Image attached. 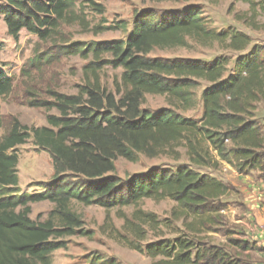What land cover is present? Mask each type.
Segmentation results:
<instances>
[{"label":"trees","instance_id":"1","mask_svg":"<svg viewBox=\"0 0 264 264\" xmlns=\"http://www.w3.org/2000/svg\"><path fill=\"white\" fill-rule=\"evenodd\" d=\"M95 1L85 3L101 13ZM247 2L253 6L251 0ZM82 14L81 4L77 9L73 0H0V16L14 41L22 30L45 43L62 37L58 51L63 54L84 58L91 54L96 59L109 55L111 59L103 64L122 70L114 93L95 77L74 95L51 92L48 101L29 102V107L56 111L46 117L45 127L28 129L12 120L0 141V264H52V253L65 247L62 239L87 236L79 215L69 208L72 200L110 209L144 199L174 202L172 218L181 219L187 230L173 240L161 239L144 248L125 240L127 247L152 259L151 264H239L221 246L208 245L196 236L202 233L201 227L220 223L227 208L222 199L237 192L203 170L216 171L225 164L240 176L255 174L264 184V117L258 116V105L264 106L261 48L250 46V38L243 33L214 31L193 6L186 7L181 18L148 22L142 15L125 42L82 47L65 40L60 32L62 26L73 24L88 29ZM187 41L217 44L241 54L231 68L224 58L204 64L148 57L156 49L187 47ZM200 82L206 84L200 95L201 116L184 118L179 112L196 106L194 91ZM12 90L13 80L0 68V100ZM146 95L165 97L169 108L147 113L140 108ZM30 138L51 157L54 179L40 193L19 194L15 150ZM160 155L175 160L183 155L186 164L150 168L129 177L125 185L115 175L119 158L133 163L139 156ZM45 201L54 205L47 219H30V205ZM122 218V229L136 242L145 238L144 228L153 231L160 225L153 214L139 210L131 219Z\"/></svg>","mask_w":264,"mask_h":264},{"label":"rangeland","instance_id":"2","mask_svg":"<svg viewBox=\"0 0 264 264\" xmlns=\"http://www.w3.org/2000/svg\"><path fill=\"white\" fill-rule=\"evenodd\" d=\"M73 1L77 9L81 4L82 16L85 17L89 27L84 29L73 24L62 26L60 32L65 40L79 43L82 47L109 41L125 42L133 32L134 24L142 15L146 16L148 22L172 17L181 18L184 9L193 6L199 9L211 29L216 32L233 30L247 35L251 40L250 46L256 45L261 48V56H264V0H251L253 6H250L247 0H178L176 2L96 0L95 3L100 6L101 13L94 11L90 5L88 7L85 0ZM95 30L101 32L93 34ZM61 38L45 43L39 41L35 35L22 30L18 40L14 41L8 35L3 17L0 16V68L13 80L12 93L0 100V141L10 129L12 120H17L28 129L40 128L46 126L48 115L57 114L55 110L46 112L42 108L29 107V102L33 100L48 101L51 92L74 95L88 79L93 80L95 77L102 87L113 93L114 83L120 84L122 70L103 64L111 59L109 55L96 59L91 54L85 58L80 55L63 54L58 51ZM187 44L184 48L156 49L148 57L170 60L192 59L204 64L210 63L215 58H224L231 68L233 60L241 54L225 50L217 44L201 46L193 41H187ZM205 86V83L200 82V86L194 91L196 106L188 111L179 112L182 117L192 120L200 118L202 113L200 95ZM140 108L153 114L169 106L163 96L146 95ZM258 108V116L264 117V106L258 105ZM15 153L18 158L15 172L19 194L40 193L45 185L52 183L54 171L51 157L47 152L38 149L32 138L18 146ZM184 164L186 159L183 155L178 160L168 155L155 158L139 156L133 163L119 158L115 162V175L121 180V185H125L129 177L146 173L150 168L174 169ZM232 171L234 170L225 164L216 171L203 170L228 185L236 181L229 177ZM251 176L256 177L255 174ZM222 202L227 208L221 215L220 223L213 228L209 226L212 231L207 227H201L203 231L200 235H195L196 238H200L208 245L221 246L234 260L239 261V264L257 261L254 252L244 256L243 251L238 252L235 249L244 245L246 233L244 207L239 192L229 193ZM175 206V203L168 199L160 201L144 199L136 205L105 209L97 205L84 206L72 200L69 208L79 215L82 232L89 234L87 236L75 234L62 239L65 247L52 253V264H151L152 259L144 252L127 247L125 240L144 248L149 243L161 239L173 240L181 233H186L187 230L182 226L181 219L172 218L171 213ZM30 207V219L43 222L54 205L45 201L31 204ZM137 210L153 214L160 223L157 230L150 231L144 228L145 238L139 242L122 229V217L131 219ZM233 240L240 242V245L234 246L230 242Z\"/></svg>","mask_w":264,"mask_h":264},{"label":"crops","instance_id":"3","mask_svg":"<svg viewBox=\"0 0 264 264\" xmlns=\"http://www.w3.org/2000/svg\"><path fill=\"white\" fill-rule=\"evenodd\" d=\"M229 177L236 180L235 183L230 182V184L239 192L244 207V228L246 231L244 249H235L238 252L243 251L244 256L252 252L256 254L257 261L244 264H264V240L259 237L256 230V227L264 222V184L254 176H240L235 171H232ZM250 240L252 242H246Z\"/></svg>","mask_w":264,"mask_h":264},{"label":"built area","instance_id":"4","mask_svg":"<svg viewBox=\"0 0 264 264\" xmlns=\"http://www.w3.org/2000/svg\"><path fill=\"white\" fill-rule=\"evenodd\" d=\"M257 233L264 240V222L256 227Z\"/></svg>","mask_w":264,"mask_h":264}]
</instances>
